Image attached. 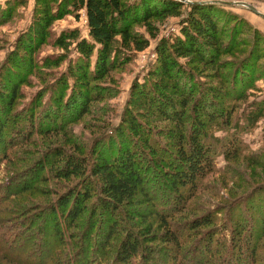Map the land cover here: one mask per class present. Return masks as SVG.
<instances>
[{"label": "trees", "instance_id": "trees-1", "mask_svg": "<svg viewBox=\"0 0 264 264\" xmlns=\"http://www.w3.org/2000/svg\"><path fill=\"white\" fill-rule=\"evenodd\" d=\"M37 1L45 7L39 9L41 13L36 15L38 17L30 26L28 41L24 40L19 48L31 52L33 44L45 42L48 28L54 20L73 11L77 16L79 12L85 13L89 33V38H85L79 29H71L58 39L63 48L68 45V40L76 42L78 66L73 68L69 65L68 75L74 82L68 94V86L65 85V89L50 93L55 110L44 121L51 129L62 127L61 119L66 114H71L73 122L79 120L89 112L92 102L102 100V90L91 93L93 88L89 81L104 79L112 67L118 66L119 56L113 48L118 36L122 37V45L129 49L144 51L150 46L149 39L140 40L132 32L134 24L142 23L150 29L154 18L180 16L181 33L160 43L156 65L149 69L143 83L136 82L133 86L136 100L116 128V139L109 145L106 143L104 150L96 152L98 157L93 163L87 164L80 155L57 150L55 159L47 156L42 161L41 157L33 169L21 171L2 186L0 256L15 264H264L263 214L257 216L262 219V226L256 225V218L245 217L244 220L232 219V226L220 227L214 225L215 219L211 214H205L195 216L180 229L172 228L166 218L173 214L166 215L167 208H160L164 204L169 206L170 199L163 200L160 192L154 193L151 189L161 175L159 170H168L165 186L177 196L170 207L189 211L188 202L199 191L200 179L213 170L215 151L209 140H219L214 133L224 127L230 128L234 114L219 107V98L223 96L213 87H210L214 91L212 94L198 86L196 88L193 75L183 70L178 58L192 57L205 67L216 69L221 55L237 50V45L249 32L257 40L258 31L228 5L219 2ZM50 1L57 3L53 10ZM53 62L56 61L48 60L47 64ZM92 62L94 67L89 70ZM12 63L13 73L19 75L18 68L22 63L19 60ZM16 96L18 88L13 84L12 94L0 95V102L9 104L6 101L12 102ZM253 114L248 116L250 126L262 116L259 111ZM160 122L169 123L172 127L165 132L158 127ZM38 124L39 121L30 119L32 130L28 129L26 137L30 144H35L32 137L39 130ZM8 127L0 122V142L5 145L9 138L10 147L17 146V138L24 135L16 127L10 137L5 136ZM38 133L43 134V131ZM236 142L233 148L237 146ZM52 175L57 180L76 177L81 187L74 185L58 193L56 199L40 213L29 211L24 200L14 201L22 194L35 193L39 190L38 184L49 182ZM29 176L30 181H22ZM95 192H99L96 207H101L87 218L86 203ZM138 197L149 206L157 207L164 232L156 238L168 249L153 247V243H146L144 238H141L142 242L135 232L116 244L119 223L127 217L128 221L134 222L130 211ZM238 200L231 202L232 208ZM123 208L125 213L122 214L120 210ZM96 214L99 218L93 221ZM1 215L12 216L14 223L9 225ZM139 216L145 218L144 215ZM203 226L210 227L195 239L197 228ZM83 227L90 228L83 237L71 232L72 228ZM96 258L100 259L94 261Z\"/></svg>", "mask_w": 264, "mask_h": 264}, {"label": "rangeland", "instance_id": "rangeland-1", "mask_svg": "<svg viewBox=\"0 0 264 264\" xmlns=\"http://www.w3.org/2000/svg\"><path fill=\"white\" fill-rule=\"evenodd\" d=\"M23 1L0 0V95H11L13 84L18 88V96L12 102L5 100L9 103L6 105L0 102V122L9 125L5 136L10 137L11 131L16 127H19L24 135L17 138V146L10 147L9 138L5 145L0 142V189L21 171L33 169L41 157L42 161L47 156L49 159H55L57 150L80 155L87 164L93 163L98 157L96 152L104 150L107 147L106 143L109 145L116 139V128L136 100L133 86L136 82L143 83L149 69L156 65L160 43L179 36L182 26V17L170 15L151 20L150 29L142 23L134 24L132 32L140 40L147 38L150 41V46L144 51L124 47L122 37L118 36L113 44L119 56L118 66L112 67L104 79L89 81L93 88L91 93L102 90L104 94L102 100L92 102L89 112L79 120L73 122L71 114H66L61 119L63 126L51 129L44 121L49 119V114L55 110L50 93H57L68 86L66 90L68 94L74 82L68 75L69 65L71 64L73 68L78 66L76 42L68 40L66 49L59 45L58 39L71 29H79L83 37L89 38L86 15L79 12L77 16L73 11L54 20L48 28L45 42L33 44L31 52H27L19 47L24 40L28 41L26 39L29 38L30 26L38 17L36 15L41 13L39 9L45 6L37 0H26L24 3ZM243 1L257 6L264 15V0ZM49 5L52 10L57 7V3L51 1ZM229 8L258 31L257 40L253 38L252 32H249L244 36V41L237 45V50L219 57L220 65L217 64L216 69L205 67L192 57L178 58L183 70L190 76L193 75L195 87L198 86L200 90H206L211 94L214 91L210 87H213L223 96L219 98V107L234 114L230 128L224 127L214 133L219 140H209L215 151L213 170L200 179L201 190L199 189L189 200V211L182 212L180 210L182 207L177 210L170 207L171 201L177 196L165 186L168 170H159L161 175L158 176L157 183L151 185V189L154 193L160 192V198L163 197V200L170 199V203H167L169 206L164 204L160 208H167L166 215L173 214L166 218L172 228L180 229L186 223L189 224L188 221L195 216L205 214H211L215 219L214 225L220 227L232 226L234 223L232 219L244 220L245 217L256 218V225L262 226V219H258L257 216L264 215V17L244 5H229ZM14 60H19L22 63L20 65L24 67L18 68L19 75L13 73ZM48 60L56 62L47 64ZM58 63L60 65H57ZM93 67L92 62L89 70ZM245 96L247 97L243 100ZM256 111L262 112V116L250 126L248 116L254 115ZM190 116L192 118V114ZM30 119L39 121L37 129L43 131V134L38 133L39 130L33 134L35 144L26 141L28 129L32 130V126H29ZM236 125L237 128H233ZM154 126L156 127V124ZM63 127L65 129L62 130ZM158 127L168 132L172 125L160 122ZM234 141H237L235 148ZM30 176L23 178L22 181H30ZM50 179L49 182L39 183L37 186L39 190L35 193L22 194L14 201L24 200L29 206V211L40 213L56 199L58 193L74 185L81 187L80 180L76 177L57 180L52 175ZM98 194L99 192H95L93 198L86 203L87 218H91L96 213L94 210L101 207L100 205L96 207ZM237 198L239 200L234 202L235 206L232 208L231 202ZM184 200L186 201V198ZM156 208L155 205L149 206L143 198L138 197L130 211V217L137 225L134 226L128 221V217L124 218L117 228L116 244L135 232L140 239L144 238L146 243H153V247L168 249L169 247L156 238L158 234L164 232L163 222L158 217ZM121 211L122 214L125 213V208ZM140 214L145 218L141 219ZM1 217L6 219L9 225L14 223L12 216ZM97 218L99 217L96 214L92 220L95 221ZM209 227L197 228L195 239ZM87 230L90 232V228H72L71 232L83 237ZM141 241L144 242L143 239ZM97 259L100 258L94 261ZM0 264L15 263L0 256Z\"/></svg>", "mask_w": 264, "mask_h": 264}, {"label": "water", "instance_id": "water-1", "mask_svg": "<svg viewBox=\"0 0 264 264\" xmlns=\"http://www.w3.org/2000/svg\"><path fill=\"white\" fill-rule=\"evenodd\" d=\"M181 2L187 3V4H201V3H205V2H219V3H223L225 5H244L247 6L248 8H250L253 12L260 14L261 16L264 17V15L262 13H260L255 7H253L250 4H247L245 2H226V1H221V0H217V1H190V0H179Z\"/></svg>", "mask_w": 264, "mask_h": 264}, {"label": "crops", "instance_id": "crops-1", "mask_svg": "<svg viewBox=\"0 0 264 264\" xmlns=\"http://www.w3.org/2000/svg\"><path fill=\"white\" fill-rule=\"evenodd\" d=\"M193 1H217V0H193ZM221 1H226V2H247V1H243V0H239V1H235V0H221ZM247 4H249V3H247ZM250 5H252L253 7H255L256 9H258L259 11H260V9L257 7V6H255V5H253V4H250ZM261 13H262V11H260Z\"/></svg>", "mask_w": 264, "mask_h": 264}]
</instances>
